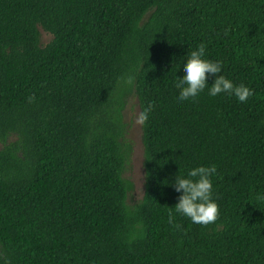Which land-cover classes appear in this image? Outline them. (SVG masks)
Listing matches in <instances>:
<instances>
[{"label":"trees","instance_id":"obj_1","mask_svg":"<svg viewBox=\"0 0 264 264\" xmlns=\"http://www.w3.org/2000/svg\"><path fill=\"white\" fill-rule=\"evenodd\" d=\"M200 44L246 103L179 101ZM130 95L154 105L132 207ZM213 165L202 226L174 182ZM0 264H264V0H0Z\"/></svg>","mask_w":264,"mask_h":264},{"label":"clouds","instance_id":"obj_2","mask_svg":"<svg viewBox=\"0 0 264 264\" xmlns=\"http://www.w3.org/2000/svg\"><path fill=\"white\" fill-rule=\"evenodd\" d=\"M204 44H200L198 50L190 53L187 63L183 65L185 75L179 78L176 87L180 89L179 101L195 99L206 88L210 96H217L222 93L235 96L239 102L246 103L249 97L254 95V90L244 84L235 85L231 80L223 75L220 62H213L204 59ZM215 75L214 83L209 87L208 77ZM129 83L132 80L129 79ZM35 97H30L29 102H33ZM154 109V105L138 113L135 123L144 125L149 119V112ZM217 172L216 166L197 167L190 170L187 178L177 175L174 187L177 192L183 194L178 197L175 211L187 218L194 224L208 226L216 222L219 217V205L213 199L212 182L210 177ZM174 216L169 212L168 222L174 223ZM179 227V225H176Z\"/></svg>","mask_w":264,"mask_h":264},{"label":"rangeland","instance_id":"obj_3","mask_svg":"<svg viewBox=\"0 0 264 264\" xmlns=\"http://www.w3.org/2000/svg\"><path fill=\"white\" fill-rule=\"evenodd\" d=\"M39 42L40 45L48 43L52 35L40 26ZM140 113L136 97L130 95L127 98L125 107L122 112L124 122L127 126L128 140L132 145V155L129 163L123 172V179L129 186L126 204L132 207L139 203L144 193V144H143V127L135 123L136 116Z\"/></svg>","mask_w":264,"mask_h":264}]
</instances>
